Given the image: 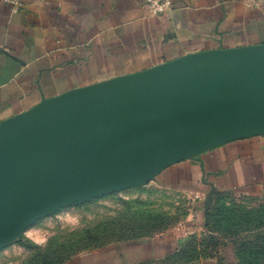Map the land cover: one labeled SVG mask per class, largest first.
<instances>
[{
	"label": "crops",
	"instance_id": "1",
	"mask_svg": "<svg viewBox=\"0 0 264 264\" xmlns=\"http://www.w3.org/2000/svg\"><path fill=\"white\" fill-rule=\"evenodd\" d=\"M0 0V121L78 89L194 54L264 45V3L172 0L158 15L145 0ZM156 186L204 208L215 196L264 195V131L172 161ZM181 234L115 242L67 264H147L170 255Z\"/></svg>",
	"mask_w": 264,
	"mask_h": 264
},
{
	"label": "water",
	"instance_id": "2",
	"mask_svg": "<svg viewBox=\"0 0 264 264\" xmlns=\"http://www.w3.org/2000/svg\"><path fill=\"white\" fill-rule=\"evenodd\" d=\"M173 92L180 93L167 96ZM139 97L149 99L135 107H124L120 111L123 114L112 120L95 122L67 147L60 146L62 135L85 125L83 118ZM77 122L70 132H63ZM129 122L137 125L110 142L98 143L95 152L84 158L81 181L67 188L64 170L71 159L80 161L75 153L94 146L96 140ZM261 131L264 45L169 61L141 73L60 95L42 106L1 120L0 249L37 219L148 182L172 161ZM146 138H151L153 144H142ZM137 142V153L142 158L130 169L111 177L97 176L111 155ZM54 147L57 153L48 158Z\"/></svg>",
	"mask_w": 264,
	"mask_h": 264
},
{
	"label": "rangeland",
	"instance_id": "3",
	"mask_svg": "<svg viewBox=\"0 0 264 264\" xmlns=\"http://www.w3.org/2000/svg\"><path fill=\"white\" fill-rule=\"evenodd\" d=\"M148 99L139 97L129 104L96 112L81 121L109 114H112V120L123 114L120 111L124 107H135ZM76 124L78 122L63 132L67 134ZM92 125L95 123L62 135L60 146L67 147ZM97 145L75 153L74 156L80 157L79 162L71 159L66 163L67 188L81 181L84 158L92 155ZM137 145L138 142L111 155L97 176L111 177L130 169L142 158L137 153ZM56 153L57 148H52L48 158ZM263 232L264 195H219L204 208L196 209L187 195L160 188L149 180L64 207L35 220L0 249V264H67L73 256L106 244L150 239L164 233L181 234V241L170 257L147 264H240L235 255L244 250V242L252 240L251 246L258 244L257 237Z\"/></svg>",
	"mask_w": 264,
	"mask_h": 264
},
{
	"label": "trees",
	"instance_id": "4",
	"mask_svg": "<svg viewBox=\"0 0 264 264\" xmlns=\"http://www.w3.org/2000/svg\"><path fill=\"white\" fill-rule=\"evenodd\" d=\"M257 238L259 240L258 244L251 246L253 244L252 240H247L244 242V250L239 252V257L235 255L236 259L240 260V264H264V232ZM170 256L168 255L166 258Z\"/></svg>",
	"mask_w": 264,
	"mask_h": 264
},
{
	"label": "built area",
	"instance_id": "5",
	"mask_svg": "<svg viewBox=\"0 0 264 264\" xmlns=\"http://www.w3.org/2000/svg\"><path fill=\"white\" fill-rule=\"evenodd\" d=\"M5 2H10L12 4V11L17 12L20 8V2L4 0ZM264 0H245V4L248 7H258ZM172 0H145V5L147 12L151 16H158L171 8Z\"/></svg>",
	"mask_w": 264,
	"mask_h": 264
},
{
	"label": "bare ground",
	"instance_id": "6",
	"mask_svg": "<svg viewBox=\"0 0 264 264\" xmlns=\"http://www.w3.org/2000/svg\"><path fill=\"white\" fill-rule=\"evenodd\" d=\"M179 93H180V92H173V93L168 94L167 96H168V97L176 96V95H179ZM123 111H124V110H123ZM111 115H112V114H109V115H106V116H103V115H95V116H92V117H89V118L85 119V120L83 121L82 124H85V125H86V124H92V123H95V122H98V121H102V120H104V119H110V118H111ZM135 125H137V122H129V123L125 124V125H121V126H119L118 128H116L115 130H113V131H111V132L105 134V136L101 137L100 140H101V141H105V140H107V139H109V138L111 139L112 136H115V135H117V134H120V133H122V132H125V131L131 129L132 127H134ZM80 126H81V125L75 126L73 129L75 130V129H77V128L80 127ZM100 140H98V141L96 140V141H95L96 144H97V143H100ZM95 142H94V143H95ZM94 143H92L91 145H93ZM157 143H158V142H157ZM142 144H145V145H151V144H153V141H152L151 138H146V139L142 142ZM91 145H90V146H91Z\"/></svg>",
	"mask_w": 264,
	"mask_h": 264
}]
</instances>
